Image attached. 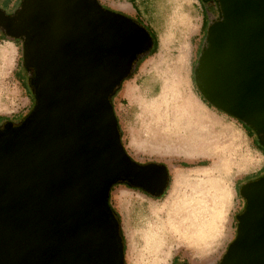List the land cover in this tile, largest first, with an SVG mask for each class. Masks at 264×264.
Segmentation results:
<instances>
[{"label": "water", "instance_id": "obj_1", "mask_svg": "<svg viewBox=\"0 0 264 264\" xmlns=\"http://www.w3.org/2000/svg\"><path fill=\"white\" fill-rule=\"evenodd\" d=\"M194 69L217 110L264 134V0H215ZM5 37L22 40L35 105L0 128V264H124L120 224L108 204L119 182L163 195L164 164L125 151L111 103L148 31L98 0H21ZM244 210L218 264H264V175L239 189Z\"/></svg>", "mask_w": 264, "mask_h": 264}, {"label": "rangeland", "instance_id": "obj_2", "mask_svg": "<svg viewBox=\"0 0 264 264\" xmlns=\"http://www.w3.org/2000/svg\"><path fill=\"white\" fill-rule=\"evenodd\" d=\"M129 1L98 0L148 27L156 44L135 62L112 106L130 158L164 164L169 179L158 197L124 183L111 187L108 203L119 217L124 264H218L245 207L240 187L264 175V151L241 121L205 104L196 88L194 69L217 14L206 18L199 0ZM0 55V117L29 114L35 99L19 80L22 43L0 36ZM198 220L200 235L192 230Z\"/></svg>", "mask_w": 264, "mask_h": 264}, {"label": "flooded vegetation", "instance_id": "obj_3", "mask_svg": "<svg viewBox=\"0 0 264 264\" xmlns=\"http://www.w3.org/2000/svg\"><path fill=\"white\" fill-rule=\"evenodd\" d=\"M199 1L202 3V5L204 7V13H205L206 18H209V14L210 13L212 14V12H215L217 14L211 24L218 22L220 16H219L218 7H217L215 0H199ZM5 2H6V4L2 6L1 0H0V10L2 9L1 11H3L6 15H11L18 8V7L17 8L15 7V0H6ZM0 36H5L1 30H0ZM19 73H22L24 75L23 80L19 79L20 83L24 84L26 89L33 95V91H32V89H33L32 79L34 77L33 70H28L22 65V69H21V71L18 72V74ZM14 117H15V119H13ZM21 117L22 116H20V115H16V116H12L10 118H7L4 122H0V128L7 122L12 123L14 126L17 125L19 123V121H22ZM253 136L255 138L256 144L260 147V149L262 151H264V134L257 135L255 132H253ZM126 184H128V183H126Z\"/></svg>", "mask_w": 264, "mask_h": 264}, {"label": "trees", "instance_id": "obj_4", "mask_svg": "<svg viewBox=\"0 0 264 264\" xmlns=\"http://www.w3.org/2000/svg\"><path fill=\"white\" fill-rule=\"evenodd\" d=\"M131 4L133 3V1L131 0V1H129ZM134 20V19H133ZM135 22H137L138 24H140L141 26H143V24L141 23V22H139L138 20H134ZM147 31H148V33H149V35H150V37L152 38V42H153V44H152V47H151V49L146 53V54H148V53H150L152 50H153V48H154V46H155V44H156V38H155V35H154V33L148 28V27H145V26H143ZM5 37V36H4ZM5 38H7V37H5ZM10 39V38H9ZM13 41H16V42H18V41H20L21 43H22V40H20V39H12ZM143 59L144 58H142V59H140V58H138L137 59V61H136V67L143 61ZM118 89V88H117ZM116 92H117V90H116ZM116 92H115V94H116ZM115 94L111 97V103H112V99H113V97L115 96ZM204 103L205 104H207V102H205L204 101ZM208 105V104H207ZM30 113V112H29ZM28 115V113L26 114V115H23L22 117H21V120H23L26 116ZM7 118H2V117H0V122H4L5 120H6ZM21 121H19V123H20ZM18 123V124H19ZM242 125H244V127L246 128V130H247V132H248V134H250V135H252L253 136V130H251L248 126H246L245 124H243L242 123ZM119 129V128H118ZM120 132V131H119ZM120 135H121V133H120ZM254 142H255V140H254ZM256 143V142H255ZM257 145V144H256ZM257 147L259 148V150H261L260 149V147L257 145ZM202 165V164H201ZM119 183H124V184H126L125 182H119ZM118 184V183H117ZM116 185V184H115ZM115 185H113L112 187H114ZM109 204V203H108ZM110 206V205H109ZM110 208H111V210L113 211V213H114V215H115V217L117 218V220H118V222H119V217H118V215L116 214V212L113 210V208L110 206ZM120 235L122 236V234H121V231H120Z\"/></svg>", "mask_w": 264, "mask_h": 264}, {"label": "bare ground", "instance_id": "obj_5", "mask_svg": "<svg viewBox=\"0 0 264 264\" xmlns=\"http://www.w3.org/2000/svg\"><path fill=\"white\" fill-rule=\"evenodd\" d=\"M9 52H11L10 50H9ZM10 54V53H9ZM11 55V54H10ZM10 57V56H9ZM164 139H165V141H169V142H166L165 144H166V146H167V148H169L170 146H172V140L170 139V137L168 136V137H164ZM183 140V139H182ZM184 141V140H183ZM183 141L180 143V145H187V143H183ZM175 143V142H174ZM173 143V146L174 145H176V144H174ZM197 214L199 215V214H201V212L200 211H198L197 212ZM201 223H202V221L201 222H199V220L198 221H196L195 223H194V225H192V230H193V232L197 235V233H199V231H198V227L201 225ZM176 224H177V226H182V222H180V221H177L176 222ZM203 224H205V223H203ZM199 235H200V233H199Z\"/></svg>", "mask_w": 264, "mask_h": 264}, {"label": "snow or ice", "instance_id": "obj_6", "mask_svg": "<svg viewBox=\"0 0 264 264\" xmlns=\"http://www.w3.org/2000/svg\"><path fill=\"white\" fill-rule=\"evenodd\" d=\"M3 57H2V55H0V59H2Z\"/></svg>", "mask_w": 264, "mask_h": 264}]
</instances>
